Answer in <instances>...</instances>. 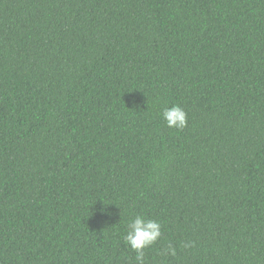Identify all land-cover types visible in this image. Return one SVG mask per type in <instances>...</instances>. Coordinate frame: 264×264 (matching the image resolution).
<instances>
[{"label":"trees","instance_id":"1","mask_svg":"<svg viewBox=\"0 0 264 264\" xmlns=\"http://www.w3.org/2000/svg\"><path fill=\"white\" fill-rule=\"evenodd\" d=\"M136 215L264 264V0H0V264H136Z\"/></svg>","mask_w":264,"mask_h":264},{"label":"clouds","instance_id":"2","mask_svg":"<svg viewBox=\"0 0 264 264\" xmlns=\"http://www.w3.org/2000/svg\"><path fill=\"white\" fill-rule=\"evenodd\" d=\"M161 115L169 128L182 130L187 126V113L179 105L163 109ZM126 229V234L123 237L124 242L136 253V264H145L144 250L154 245L162 235L160 222L136 215L127 223ZM193 246L194 242L191 241L183 244L185 249ZM160 255L174 257L176 249L169 244L161 249Z\"/></svg>","mask_w":264,"mask_h":264}]
</instances>
